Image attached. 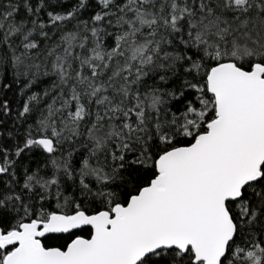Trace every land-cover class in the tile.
<instances>
[{
	"label": "snow or ice",
	"instance_id": "1",
	"mask_svg": "<svg viewBox=\"0 0 264 264\" xmlns=\"http://www.w3.org/2000/svg\"><path fill=\"white\" fill-rule=\"evenodd\" d=\"M0 264H264V0H0Z\"/></svg>",
	"mask_w": 264,
	"mask_h": 264
}]
</instances>
